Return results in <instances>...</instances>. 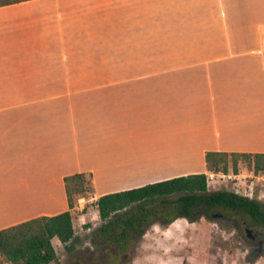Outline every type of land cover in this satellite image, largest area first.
Segmentation results:
<instances>
[{
    "label": "crops",
    "instance_id": "1",
    "mask_svg": "<svg viewBox=\"0 0 264 264\" xmlns=\"http://www.w3.org/2000/svg\"><path fill=\"white\" fill-rule=\"evenodd\" d=\"M263 30L264 0L0 7V230L68 211L74 174L96 202L264 154Z\"/></svg>",
    "mask_w": 264,
    "mask_h": 264
},
{
    "label": "trees",
    "instance_id": "2",
    "mask_svg": "<svg viewBox=\"0 0 264 264\" xmlns=\"http://www.w3.org/2000/svg\"><path fill=\"white\" fill-rule=\"evenodd\" d=\"M29 0H0V7ZM242 156L252 163L255 174L264 175V154L205 155L206 170L227 172L228 157ZM65 188L69 210L52 217H38L0 230V257L9 264H50L57 259L51 240L57 238L70 250L76 241L72 225L73 196L89 193L84 174L66 177ZM90 187V184H89ZM174 198V199H173ZM158 203L159 208L147 205ZM103 224L99 231L107 243L125 253L132 241L144 236L146 227L171 225L178 219L190 223L198 217L209 218L215 209L234 211L252 222L264 225V204L229 191H208L204 173L172 178L140 188L99 197L94 203Z\"/></svg>",
    "mask_w": 264,
    "mask_h": 264
},
{
    "label": "rangeland",
    "instance_id": "3",
    "mask_svg": "<svg viewBox=\"0 0 264 264\" xmlns=\"http://www.w3.org/2000/svg\"><path fill=\"white\" fill-rule=\"evenodd\" d=\"M205 175L209 192H235L264 204V175L255 174L251 161L242 156L236 157L235 170L229 156L226 173L207 171ZM86 179L90 192L73 196L76 241L70 250L60 248L52 264H264V258L254 259L241 242L244 235L240 230L233 229L251 220L223 209L211 212L225 214L223 220L198 217L193 223L176 220L167 227L153 224L146 227L143 237L130 243L125 253L118 254L115 245L107 243L99 231L103 222L95 202H91L93 189ZM147 208L159 205L149 204ZM0 264L9 263L0 257Z\"/></svg>",
    "mask_w": 264,
    "mask_h": 264
},
{
    "label": "flooded vegetation",
    "instance_id": "4",
    "mask_svg": "<svg viewBox=\"0 0 264 264\" xmlns=\"http://www.w3.org/2000/svg\"><path fill=\"white\" fill-rule=\"evenodd\" d=\"M210 217L215 220L226 218L223 213L212 214ZM233 229L240 230L241 234L244 235L241 242L247 247L254 259L264 258V225H259L252 221L251 223L244 221L240 229L237 225H234Z\"/></svg>",
    "mask_w": 264,
    "mask_h": 264
},
{
    "label": "built area",
    "instance_id": "5",
    "mask_svg": "<svg viewBox=\"0 0 264 264\" xmlns=\"http://www.w3.org/2000/svg\"><path fill=\"white\" fill-rule=\"evenodd\" d=\"M263 38H264V30H263ZM262 53L264 54V41H263Z\"/></svg>",
    "mask_w": 264,
    "mask_h": 264
}]
</instances>
